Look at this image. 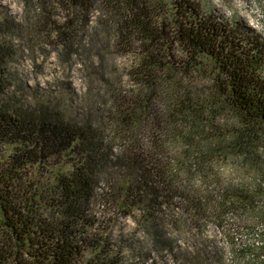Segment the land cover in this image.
Masks as SVG:
<instances>
[{
	"label": "trees",
	"instance_id": "obj_1",
	"mask_svg": "<svg viewBox=\"0 0 264 264\" xmlns=\"http://www.w3.org/2000/svg\"><path fill=\"white\" fill-rule=\"evenodd\" d=\"M27 3L67 13L33 12L71 56L95 22L91 46L114 36L128 63L107 73L101 58L77 110L31 99L0 44V264H128L106 225L118 216L154 244L170 224L203 237L264 225L263 35L201 0ZM0 17V33L17 31Z\"/></svg>",
	"mask_w": 264,
	"mask_h": 264
},
{
	"label": "rangeland",
	"instance_id": "obj_2",
	"mask_svg": "<svg viewBox=\"0 0 264 264\" xmlns=\"http://www.w3.org/2000/svg\"><path fill=\"white\" fill-rule=\"evenodd\" d=\"M201 1L206 9L215 10L226 18L242 17L264 36V0ZM28 4L26 0H0L3 20L14 23L18 28L9 36L0 33V44L6 43L15 53L13 74L16 73V78L29 88L27 92L31 99L51 97V100L64 105L72 103L77 110L85 108L89 99L87 92L93 84V75L100 70L101 58L105 60L103 69L107 73L113 70L116 74L122 73L128 58L116 48L114 36H109V45L105 42L100 47L91 46V33L97 26L95 22L86 33L80 34L85 49L71 56L57 40L42 31L41 23H36L37 18L33 14L44 13L47 20L60 22L67 13L55 5L45 12V5L38 3L29 14ZM103 76L110 79L105 72ZM104 79L99 82L97 78L94 82L100 90L107 89ZM115 218L117 222L106 225L114 233L122 232L123 239L128 240L124 251L128 264H256V256L264 243V225L251 228L228 225L226 230L211 225L203 237L197 229L170 224L166 229L172 241L154 244L131 219ZM226 231L231 235L226 237Z\"/></svg>",
	"mask_w": 264,
	"mask_h": 264
}]
</instances>
